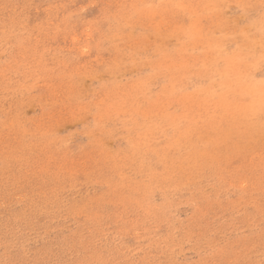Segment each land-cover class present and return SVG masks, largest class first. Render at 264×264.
<instances>
[{
  "label": "rangeland",
  "instance_id": "obj_1",
  "mask_svg": "<svg viewBox=\"0 0 264 264\" xmlns=\"http://www.w3.org/2000/svg\"><path fill=\"white\" fill-rule=\"evenodd\" d=\"M0 264H264V0H0Z\"/></svg>",
  "mask_w": 264,
  "mask_h": 264
}]
</instances>
